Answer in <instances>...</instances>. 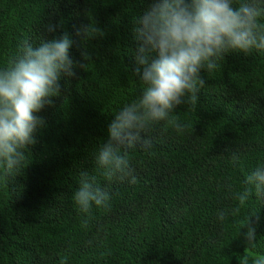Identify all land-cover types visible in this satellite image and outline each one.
Masks as SVG:
<instances>
[{
    "label": "trees",
    "instance_id": "obj_1",
    "mask_svg": "<svg viewBox=\"0 0 264 264\" xmlns=\"http://www.w3.org/2000/svg\"><path fill=\"white\" fill-rule=\"evenodd\" d=\"M151 3L0 0V65L27 38L65 34L70 56L87 64L61 77V94L38 113L45 126L30 164L0 182V264H254L264 257V199L253 194L239 214L216 217L238 206L227 185L241 188L264 164V53L230 51L217 71L202 70L198 103L172 115L184 132L158 125L150 147L129 151L134 182H109L96 170L94 153L108 141L115 112L141 91L136 29ZM93 22L102 35L85 42L76 33ZM85 48L90 60L81 56ZM83 169L109 189V207L83 213L75 205ZM250 213L256 234L247 246V228L238 235V225Z\"/></svg>",
    "mask_w": 264,
    "mask_h": 264
},
{
    "label": "clouds",
    "instance_id": "obj_2",
    "mask_svg": "<svg viewBox=\"0 0 264 264\" xmlns=\"http://www.w3.org/2000/svg\"><path fill=\"white\" fill-rule=\"evenodd\" d=\"M48 30L54 28L50 25ZM136 33L140 94L115 112L108 141L94 153L96 170L109 182L135 181L128 153L137 144L150 147L158 125L172 122L177 133L184 132V125L172 121V115L182 104L198 103L197 93L205 84L202 70L209 75L217 71L230 51L264 53V0H152ZM76 34L85 42L102 35L94 22L81 25ZM72 44L67 34L38 42L27 38L12 59L0 65V182H12L30 164V146L45 126L38 113L53 106V98L61 94V77H74L77 69L86 68L70 56ZM81 56L91 59L86 48ZM227 188L238 206L218 209L221 222L239 214L253 194L264 199V164L247 175L241 188L230 184ZM110 200L109 189L100 186L96 174L79 172L73 201L81 212L89 213L93 206L107 208ZM252 214L238 225V235L247 228L243 233L247 246L255 244ZM254 264H264V257H257Z\"/></svg>",
    "mask_w": 264,
    "mask_h": 264
}]
</instances>
